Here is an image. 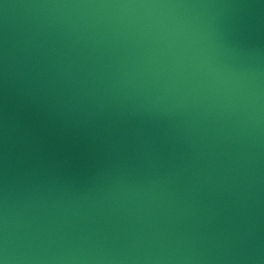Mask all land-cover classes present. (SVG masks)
Wrapping results in <instances>:
<instances>
[{
	"label": "water",
	"instance_id": "95a60500",
	"mask_svg": "<svg viewBox=\"0 0 264 264\" xmlns=\"http://www.w3.org/2000/svg\"><path fill=\"white\" fill-rule=\"evenodd\" d=\"M0 264H264V0H0Z\"/></svg>",
	"mask_w": 264,
	"mask_h": 264
}]
</instances>
